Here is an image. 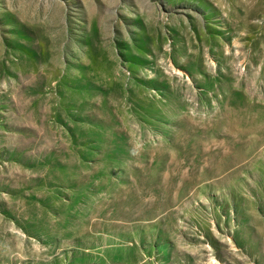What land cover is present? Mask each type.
<instances>
[{
	"label": "rangeland",
	"instance_id": "1",
	"mask_svg": "<svg viewBox=\"0 0 264 264\" xmlns=\"http://www.w3.org/2000/svg\"><path fill=\"white\" fill-rule=\"evenodd\" d=\"M0 264H264V0H0Z\"/></svg>",
	"mask_w": 264,
	"mask_h": 264
}]
</instances>
